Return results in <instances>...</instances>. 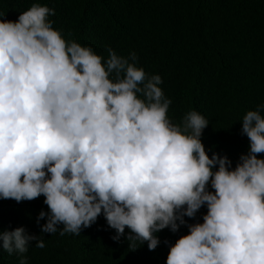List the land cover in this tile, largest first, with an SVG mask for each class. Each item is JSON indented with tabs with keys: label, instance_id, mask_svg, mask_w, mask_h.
I'll return each instance as SVG.
<instances>
[{
	"label": "clouds",
	"instance_id": "clouds-1",
	"mask_svg": "<svg viewBox=\"0 0 264 264\" xmlns=\"http://www.w3.org/2000/svg\"><path fill=\"white\" fill-rule=\"evenodd\" d=\"M52 15L33 3L0 19V199L43 196L37 223L51 235L79 236L103 215L130 251L155 250L157 232L186 225L166 264H264V105L242 118L248 151L233 168L207 154L202 114L169 119L162 78L137 67L135 52L109 48L105 61L53 29ZM205 206L202 223L186 224ZM32 241L45 247L23 227L0 231V250L19 264Z\"/></svg>",
	"mask_w": 264,
	"mask_h": 264
},
{
	"label": "trees",
	"instance_id": "trees-1",
	"mask_svg": "<svg viewBox=\"0 0 264 264\" xmlns=\"http://www.w3.org/2000/svg\"><path fill=\"white\" fill-rule=\"evenodd\" d=\"M33 3L54 9L53 29L105 61L109 48L123 57L135 52L137 67L162 78L173 123L190 111L209 121L201 136L209 157L226 156L234 168L247 154L242 118L264 105V0H0V19L15 21ZM43 201L0 199V231L23 227L45 241L43 249L30 242L27 264H166L169 246L188 234L186 225L175 233L166 228L155 234V250L145 242L130 251L124 236L111 239L116 233L103 215L79 236L41 233ZM206 212L184 217L186 224L202 223ZM0 264H19V257L0 250Z\"/></svg>",
	"mask_w": 264,
	"mask_h": 264
}]
</instances>
